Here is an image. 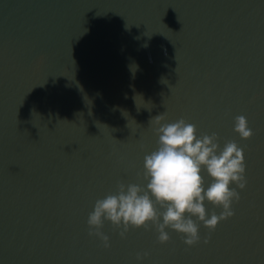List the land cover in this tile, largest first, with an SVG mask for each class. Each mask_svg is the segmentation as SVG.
<instances>
[{"label":"water","instance_id":"water-1","mask_svg":"<svg viewBox=\"0 0 264 264\" xmlns=\"http://www.w3.org/2000/svg\"><path fill=\"white\" fill-rule=\"evenodd\" d=\"M161 113L237 142L247 185L191 247L105 221V248L88 215L117 182L146 183ZM145 252L143 264H264V0H0V264Z\"/></svg>","mask_w":264,"mask_h":264},{"label":"clouds","instance_id":"clouds-1","mask_svg":"<svg viewBox=\"0 0 264 264\" xmlns=\"http://www.w3.org/2000/svg\"><path fill=\"white\" fill-rule=\"evenodd\" d=\"M154 119L158 140L144 156L146 183L117 182L115 191L97 199L88 215L89 235L98 237L105 248L110 247L109 237L101 231L105 221L122 229L121 238L129 229L152 227L159 243H167L172 230L191 247L200 241L201 223L213 231L234 216L232 205L241 199L237 189L247 185L244 149L237 142L226 141L221 147L215 132L198 134L196 125L183 118L164 122L161 113ZM234 131L243 140L253 135L243 115L235 117ZM216 208L221 209L219 214ZM147 255L138 253L137 264H143Z\"/></svg>","mask_w":264,"mask_h":264},{"label":"snow or ice","instance_id":"snow-or-ice-1","mask_svg":"<svg viewBox=\"0 0 264 264\" xmlns=\"http://www.w3.org/2000/svg\"><path fill=\"white\" fill-rule=\"evenodd\" d=\"M147 230H149V229H147ZM147 230H146V231H147ZM129 231H130V229H129Z\"/></svg>","mask_w":264,"mask_h":264}]
</instances>
